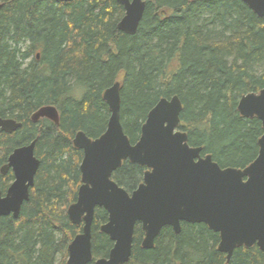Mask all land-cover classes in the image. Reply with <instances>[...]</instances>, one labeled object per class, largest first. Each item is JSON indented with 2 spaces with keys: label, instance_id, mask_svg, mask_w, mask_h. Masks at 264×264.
<instances>
[{
  "label": "trees",
  "instance_id": "1",
  "mask_svg": "<svg viewBox=\"0 0 264 264\" xmlns=\"http://www.w3.org/2000/svg\"><path fill=\"white\" fill-rule=\"evenodd\" d=\"M0 117L21 126L0 130V168L18 146L35 140L40 165L17 218L0 216V264H67V247L81 231L67 207L81 184L83 152L73 137L97 138L109 109L104 90L120 81V121L131 143L161 97L181 100L180 129L220 166L245 167L263 134L256 117L237 110L239 98L264 88V17L242 0H148L138 29L117 28L124 14L115 0H0ZM38 55V56H37ZM53 105L59 124L31 115ZM146 167L124 160L112 179L128 192ZM13 180L0 173V191ZM107 212L96 207L92 261L107 257L113 242L100 231ZM134 228L126 264H264L254 244L235 248L229 261L217 250L219 234L203 223L161 229L154 247L141 246Z\"/></svg>",
  "mask_w": 264,
  "mask_h": 264
},
{
  "label": "water",
  "instance_id": "2",
  "mask_svg": "<svg viewBox=\"0 0 264 264\" xmlns=\"http://www.w3.org/2000/svg\"><path fill=\"white\" fill-rule=\"evenodd\" d=\"M115 1L124 9L117 28L134 35L148 0ZM242 1L264 17V0ZM120 88V81H115L102 94L109 109L105 131L94 139L78 131L72 140L74 147L83 152L81 184L66 212L73 224L82 227L67 247L66 263L92 261L91 228L96 207L107 212L100 231L113 246L108 256L97 258L95 264H126L137 223L144 232V249L154 247L155 238L165 226L180 233L183 222L203 223L218 233L217 250L225 254L227 261L240 246L256 244L264 252V132L252 162L241 168L222 167L211 154H202L201 146L189 145L187 133L179 128L183 106L174 94L161 97L148 111L138 140L131 143L120 121ZM237 110L245 118L259 119L264 131V88L243 94ZM41 118L59 124V113L53 105L42 106L31 115L33 122ZM20 126L13 118L0 117V130L5 133ZM34 148L35 140L16 147L1 166L0 173L5 175L11 170L13 180L4 193L0 191V216L17 218L28 201L40 165ZM124 160L146 167L142 181L131 192L112 179Z\"/></svg>",
  "mask_w": 264,
  "mask_h": 264
},
{
  "label": "flooded vegetation",
  "instance_id": "3",
  "mask_svg": "<svg viewBox=\"0 0 264 264\" xmlns=\"http://www.w3.org/2000/svg\"><path fill=\"white\" fill-rule=\"evenodd\" d=\"M11 172V170H9ZM12 173V172H11Z\"/></svg>",
  "mask_w": 264,
  "mask_h": 264
}]
</instances>
